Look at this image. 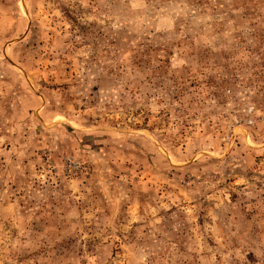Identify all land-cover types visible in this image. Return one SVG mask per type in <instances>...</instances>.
<instances>
[{
	"label": "rangeland",
	"instance_id": "obj_1",
	"mask_svg": "<svg viewBox=\"0 0 264 264\" xmlns=\"http://www.w3.org/2000/svg\"><path fill=\"white\" fill-rule=\"evenodd\" d=\"M0 264H264V0H0Z\"/></svg>",
	"mask_w": 264,
	"mask_h": 264
}]
</instances>
